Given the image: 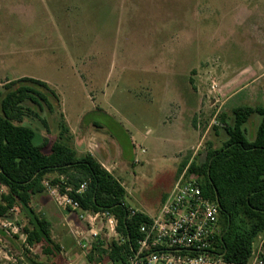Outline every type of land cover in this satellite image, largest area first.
Wrapping results in <instances>:
<instances>
[{
    "label": "rangeland",
    "instance_id": "rangeland-1",
    "mask_svg": "<svg viewBox=\"0 0 264 264\" xmlns=\"http://www.w3.org/2000/svg\"><path fill=\"white\" fill-rule=\"evenodd\" d=\"M25 78L47 84L33 86L51 105L26 103L37 114L23 122L35 143L47 141L50 152L61 141L97 160L105 148L128 204L153 216L181 174L227 141L222 115L232 124L234 109L264 107V0H0V113L8 84ZM261 120L245 124L250 141ZM7 192L0 187V201ZM69 213L79 232L71 235L86 245L79 255L107 261L109 245L121 240L107 217L92 226ZM3 223L19 233L0 227V264H56L27 244L23 210ZM263 244L261 236L253 252ZM61 252L69 264L71 254Z\"/></svg>",
    "mask_w": 264,
    "mask_h": 264
},
{
    "label": "trees",
    "instance_id": "trees-1",
    "mask_svg": "<svg viewBox=\"0 0 264 264\" xmlns=\"http://www.w3.org/2000/svg\"><path fill=\"white\" fill-rule=\"evenodd\" d=\"M33 85L47 87L45 82L25 78L9 83L1 100L0 187L8 192L1 197L0 219L19 207L30 225L25 230L27 243L39 244L44 255L59 258L61 247L52 240V224L31 206L33 197L45 191V179L57 174L52 184L61 185L63 193L67 187L73 188L69 195L82 209L109 213L117 219L121 240L109 245V257L114 264H129L143 237L140 227L150 220L149 216L133 210L125 187L92 154L81 156L61 141L54 142L50 152H46L47 141L35 143L36 131L23 124L34 114L26 103L51 105ZM256 114L262 120L256 138L250 141L244 126ZM233 115L232 124L225 115L221 117L227 141L219 149L210 146L205 162L192 163L188 175L199 176L205 195L220 205L219 226L223 230L216 238L213 253L227 264H246L255 242L264 236V107H239ZM61 128L64 134L68 132L65 125ZM84 182L87 189L77 194L75 190Z\"/></svg>",
    "mask_w": 264,
    "mask_h": 264
},
{
    "label": "built area",
    "instance_id": "built-area-1",
    "mask_svg": "<svg viewBox=\"0 0 264 264\" xmlns=\"http://www.w3.org/2000/svg\"><path fill=\"white\" fill-rule=\"evenodd\" d=\"M43 185L60 207L75 213L83 221H89L92 226L102 215L106 216L110 232L114 236L119 235L117 219L109 213H91L82 209L80 203L69 195L73 188L67 187L63 193L60 185L48 180ZM87 186L84 182L75 192L82 194ZM220 211L219 203L205 195L200 177L188 175L186 169L165 197L157 214L149 216L150 220L141 225L143 237L138 240L137 250L130 257L129 264L225 263L213 253L220 234ZM12 226V223L0 225L9 235L11 232L19 233V229ZM93 235L97 237L98 233L93 231ZM263 255L264 249L258 254L253 252L246 264H264Z\"/></svg>",
    "mask_w": 264,
    "mask_h": 264
},
{
    "label": "crops",
    "instance_id": "crops-1",
    "mask_svg": "<svg viewBox=\"0 0 264 264\" xmlns=\"http://www.w3.org/2000/svg\"><path fill=\"white\" fill-rule=\"evenodd\" d=\"M100 163L109 170L107 166L106 156H107V150L103 147L100 148L99 151ZM93 153V152H92ZM110 171V170H109ZM118 181L125 187L127 190L125 183L123 180ZM42 194H37L34 196L38 199V196H41L39 198L40 204L38 205V212L35 210L37 214L47 219L52 224V231L51 236L52 240L55 244L59 245L61 249H63L66 253V255L71 254L70 263L69 264H114L110 257H108L107 261H104L102 258H97L94 256L85 257L84 254L82 256L79 255V250L86 247L83 240H78L76 236L75 239L71 235V233H78L76 232V229L72 228V219L70 217L69 210L66 211V209L60 207L57 202H55L58 206H56L52 201H48L47 197H42ZM36 199V200H37ZM32 200V201H33ZM55 201V200H53ZM49 202V203H48ZM32 206V203H31ZM34 209V208H33ZM71 212V211H70ZM73 213V212H71ZM84 234V233H83ZM82 235V234H81ZM28 244V243H27ZM29 245V244H28ZM31 246V245H29ZM33 246V245H32ZM98 245L94 244L92 248L95 251L98 249ZM77 249V250H76ZM44 255V254H43ZM62 255V256H61ZM109 256V253H108ZM56 264H64V257L63 253L61 252L59 255V258H57ZM216 264H227V263H216Z\"/></svg>",
    "mask_w": 264,
    "mask_h": 264
}]
</instances>
